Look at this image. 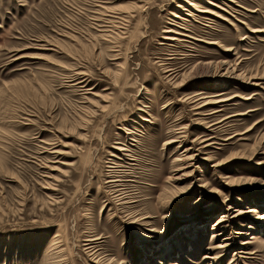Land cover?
Returning <instances> with one entry per match:
<instances>
[{
	"label": "rangeland",
	"instance_id": "rangeland-1",
	"mask_svg": "<svg viewBox=\"0 0 264 264\" xmlns=\"http://www.w3.org/2000/svg\"><path fill=\"white\" fill-rule=\"evenodd\" d=\"M188 1L207 6L0 0V264H99L93 238L114 264H264V0L223 1L229 23ZM182 28L197 40H165ZM220 61L263 77L260 86L219 79ZM165 67L179 74L172 82ZM194 95L240 96L208 122L241 114L231 132L251 130L193 153L184 170L176 161L197 151L195 139L225 138L196 126L205 117L192 111ZM169 138L186 142L167 149ZM119 143L131 151L114 161L135 197L129 213L147 217L133 224L110 191Z\"/></svg>",
	"mask_w": 264,
	"mask_h": 264
},
{
	"label": "bare ground",
	"instance_id": "bare-ground-1",
	"mask_svg": "<svg viewBox=\"0 0 264 264\" xmlns=\"http://www.w3.org/2000/svg\"><path fill=\"white\" fill-rule=\"evenodd\" d=\"M203 1L207 5L206 8L198 7L192 1H188V4H189V6L191 8H193L196 11V13H198V14L202 15L203 17H205L206 20H208V21H211L212 18H217V19H220L222 21H225V22L229 23L228 18H227V16L224 13H227V14H230V13L227 10H225L224 6H227V4H225V2H223V1H228V2H230L232 4H235V2L233 0H221V1L220 0L219 1L218 0H203ZM178 9H181V7L178 6ZM183 9L184 8H182V10ZM222 12H224V13H222ZM220 13H222L223 16ZM187 16L191 17V18H196L197 17V16H193L191 14H188ZM210 17H212V18H210ZM102 18H103V16H102ZM197 18H199V17H197ZM119 20H120V18H119ZM176 24H178V23H176ZM252 32L253 33H260L261 31H257L256 30V31H252ZM167 33L169 34V36H167L165 38V40L168 41L169 43H171V45H173V46L174 45H178L180 43H183L185 41V38L191 39V40H197L196 38H193V37L190 36L189 31L186 28H182V29H180V31H168ZM244 40H246V38L242 39V41H244ZM202 42H204L206 44H209V45L219 46L217 43H213V42H210L208 40H202ZM49 45H50V43H49ZM44 46H47V45H44ZM52 46H54V45H52ZM43 48H45V47H43ZM233 50H235V49L234 48H230L228 51H226V50H224V51L226 53H231V52H233ZM203 66H205V65L203 64ZM215 69H216L217 74L219 75L218 76L219 79H223V81L225 79H229V80H233V81L234 80L235 81L244 80L243 83H249V84H252L254 86H260V82L259 81L263 79V77L260 78V77H255V76H252V75L251 76H247V75L243 74L242 72H240L238 67L229 64L227 61H220L219 63H215ZM165 73L168 75L166 78L169 81H171V82L173 80H175L177 78V76L179 75L178 72H175V70L173 72L171 69L169 70L168 67H165ZM221 74H225V75H221ZM199 97H200L199 95H194L193 97L189 98V102H191V104H193V110L192 111L196 112L200 116L205 117L204 119H202L201 121L196 123V126L203 127L206 130H208V131L210 130V132H213V133L216 132V131H219L220 129H222V133L225 135V138L220 140V139H217L215 136H213V137H210L208 139H205V136H202V137H198L197 139H195L192 142V144H193V146L195 148H197V151H194L195 149L190 147L189 149H186L182 154H180L178 156L179 159L176 161L177 163L178 162L182 163L180 168L183 167V168H185L184 170H187L188 168H190V167L192 168L194 166L193 165V161L195 160V157L196 158L198 157V155L196 154V155L192 156L193 153L198 152L199 155L209 154L210 151L212 149H214L216 146H220V143L217 142V141H222L223 140L224 142H231V141H234L239 136H240L239 137L240 139L238 141H247L248 139L245 137V135L248 134L250 132V130H251V129H249L248 131H244L242 133L231 132L232 131L231 127L228 126V125L229 124L231 125L233 123L232 118H235V117H238V116H242L241 114L240 115H235V116H229V117L221 120V122H218V123L208 122V120H210V119L214 118L216 115H219L220 113L224 112V107H225L226 103L233 102L235 99L239 98L240 96L236 95V96H234V97H232L230 99H219L220 101H218V102L215 99H210V98H207V97H203V98L198 99ZM219 105H223V106H219ZM214 106H218L219 109L218 110L208 111V113L205 112V110L207 108L214 107ZM206 117H208V119ZM177 141H179V140H177L175 138H169L166 141L164 146H165V148L169 149V148H172L175 144H179L177 148H180L186 142V139H183L182 142L181 141L177 142ZM117 145L118 146H116L114 148V153H111V157L114 158V159L110 163L111 166H109V168L111 169V175L109 176L110 191H111V195L113 196L112 199H114L116 201V203L121 207V210H123L124 212H128L127 216L130 217V219L133 221V222H131V224H133V223H135L137 221L144 220L147 217L146 218H141V217L135 218L136 216H133V215H131L132 213H129L130 206H133V204L135 203V201H134L135 197L133 196L131 191H127L124 188L125 186H127L126 182L123 180V177L120 175L121 173H119L118 170H117V168L118 167L120 168V166H117L116 162H114V161H115V159H118V162H119V159L122 160L121 156L125 155V152L131 153V151H129L127 148H124L125 146H121L120 143L117 144ZM257 154H260V153H257ZM262 154H264V152ZM125 156H127V155H125ZM212 157L213 156L209 155L208 157H205L202 160L204 162H208L209 163V162L214 160V158H212ZM245 159H247V158H245ZM230 160H232V159H230ZM128 161H134V160L130 158V160H128ZM225 164H223L222 162H218L214 166H215V168H219V167H222ZM109 174H110V172H109ZM190 176L191 175H189L188 173L184 172L181 175V177H179V178H175L174 176H170L168 178V181L175 183V182L187 179ZM223 179L228 182V183L225 182L227 185H230L232 183V181H230L231 178L228 177V176H226ZM129 182H131V181H129ZM233 182H235V181H233ZM129 187H131V186L129 185ZM204 187H206V186H204ZM172 190H174V189H172ZM249 212H251V211H249ZM262 220H264V215L262 217ZM225 222H226V219H224V217H223L217 223V226L220 227V228L224 227L223 224ZM100 240H101L100 238H93V239H90V240L87 241L89 243V247H87V248H88V253H89L90 257L92 258L93 261L98 260L99 264H114L113 261L102 260L101 259L100 250L98 249V245H99V241ZM228 240L230 241L231 239L230 238H226L224 241L226 242ZM245 244H247V243H245ZM228 245H230V243L227 244L226 246L217 247L214 250L224 249V248L228 247ZM242 254L249 255V253H247V252L246 253L242 252ZM217 258H219V257H216V260H217ZM205 259L206 260L207 259L211 260L212 257L207 256ZM213 260H214V258H213ZM95 262H97V261H95Z\"/></svg>",
	"mask_w": 264,
	"mask_h": 264
}]
</instances>
